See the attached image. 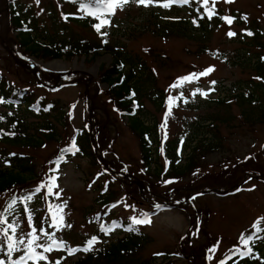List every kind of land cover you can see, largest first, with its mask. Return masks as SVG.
Here are the masks:
<instances>
[{
  "label": "rangeland",
  "instance_id": "rangeland-1",
  "mask_svg": "<svg viewBox=\"0 0 264 264\" xmlns=\"http://www.w3.org/2000/svg\"><path fill=\"white\" fill-rule=\"evenodd\" d=\"M10 1H0V74L6 75L7 80L18 89H30L37 97L57 102L64 113L62 125L56 118L52 119L60 133L57 141L30 149L6 146L0 141V151L31 156L37 171V177L23 186L19 193L17 190L10 191L0 200V209L4 213L15 199V211L7 218L9 222L15 221L19 225L18 235L23 236L32 227H43L49 233L56 232L57 238L66 242L67 249H62L61 253H43L46 260L31 261V264H71L78 261L83 252L71 256L69 248H77L99 235L104 239L102 243H96L95 248L104 243L110 245L123 235L120 231L131 225L143 230L150 242L145 249L138 251L141 262L220 264L221 261L227 263V257L233 255L230 250L234 247L247 251L239 244L241 235H251L253 225L258 220L260 227L264 228V124L243 125L245 121L240 117L242 109L236 104L234 95L254 93L264 106V0H215L214 4L209 0L208 6L202 0H191L189 4L173 3L170 7L161 6L166 0H155L149 6L129 2L122 9H117L114 15L106 16L110 23L102 26L97 33L78 24L80 19L71 18L86 15L72 0H17L19 9H30L40 27L48 29L56 38L67 37L68 31H72L77 38H103L123 47L127 55L145 61L151 78L157 83L156 101L163 98L164 105H159L162 100L157 106L148 98L142 100L145 109L141 116L147 124L158 126L163 142L170 143L183 137L187 140L194 138L193 145H196L204 139L203 136L209 137L210 141L207 142H214L219 140L216 134L220 135L224 147L220 152L207 155L203 168L192 175L171 180L152 176L163 167L162 155L157 154V164L150 169L143 165L139 137L132 133L116 112L115 104L110 103L106 85L99 81L102 66L113 63L111 52L102 51L91 62L85 57L36 60L24 52L18 42L17 31L11 25ZM197 6H200L199 12L204 13L205 17L201 18L195 9ZM209 7L214 12L211 18L207 16ZM225 17L233 22L227 23ZM95 19L94 29L100 22ZM83 23L87 24L88 21ZM174 26H179L186 35H171L179 31H174ZM64 28L69 29L64 31ZM229 32L235 35L229 36ZM43 35L44 30L37 37ZM202 47L207 48L205 53L200 51ZM27 61L33 64L34 72ZM209 67L214 68L209 75L185 82L183 87H171L178 78L201 73ZM59 74L63 76L59 78ZM42 84L48 88L42 87ZM196 89L207 94L197 93L193 96ZM181 93L183 97L176 101L166 126H162L169 108L168 98L179 97ZM231 96L235 100L227 112L234 115V123L229 127L219 124L212 135L205 133L201 126L203 117L217 111L218 100ZM184 100L188 102L184 103ZM17 112L23 113L9 106H0V115ZM24 119L32 127L42 126V120L36 116L28 114ZM5 125L0 119V133ZM78 130L90 131L95 144L102 147L97 151L98 161L93 164L86 155L73 156L60 172L52 174V162L63 149L71 146ZM32 134L35 135L34 131ZM35 137L38 138L37 132ZM188 153V149L183 153L184 160L180 165L186 162ZM101 157L104 162H101ZM106 166H111L117 174L129 175L123 180L125 186L120 184L121 181L115 182L105 172ZM154 166L157 170H154ZM52 176H57L58 185L53 189V194H48L45 188L27 202L32 214V221L29 222L21 197L34 193L41 183L48 182ZM109 181L114 184H109ZM139 186H142V190ZM240 186L243 191L237 196L232 195L231 192ZM108 190L119 192L110 203L117 202L113 204L115 207L111 206L110 213H107L110 204L104 206L97 203ZM205 191L217 192L202 195ZM57 192L59 196L55 195ZM196 193L200 194L191 199ZM162 203L180 205L170 209ZM49 205H63L65 224L71 227H64L60 231L49 227ZM104 212L105 220L98 216ZM113 212L116 219L111 217ZM148 212L152 215L151 223H132L133 217L143 218L142 214ZM110 219H115L120 228L108 233L102 229L109 227ZM259 237L252 243H257L259 256L264 257V232L259 233ZM46 240L42 236L39 243ZM214 246H217V250L212 253L209 250ZM36 250L42 252L40 248ZM21 255H24V251L14 252L10 260L14 261L15 256ZM59 255L66 257L62 258L61 263V257H56ZM246 262L262 264L260 260Z\"/></svg>",
  "mask_w": 264,
  "mask_h": 264
},
{
  "label": "trees",
  "instance_id": "trees-1",
  "mask_svg": "<svg viewBox=\"0 0 264 264\" xmlns=\"http://www.w3.org/2000/svg\"><path fill=\"white\" fill-rule=\"evenodd\" d=\"M1 1V0H0ZM12 15L11 25L17 31V39L20 42L24 52L29 56H33L36 60H58L66 58L73 60L75 57H85L89 62L94 61L100 56L102 51L111 52L113 63L109 66H102L99 81L107 87V93L111 102L115 104V110L122 116L123 120L128 124L133 134L139 137V145L141 146V156L143 165L149 169L153 164H157L158 153H160V133L157 125L147 124L145 119L141 116L145 105L142 100L153 101L157 106L161 100L164 105L163 98L158 99L154 96L156 91V81L151 78L148 72L146 62L137 57H132L124 52L123 47H119L108 42L105 39L92 40L86 38H77L73 32L68 31V36L56 38L55 34L51 35L48 29L40 27L38 19H35L34 13L27 8L23 11L16 9L15 0H11ZM1 9V4H0ZM204 16V14H203ZM88 28L92 24L81 23ZM67 31V28H64ZM167 29V28H166ZM44 30V35L38 38L37 35L41 34ZM168 30V29H167ZM170 33L176 36H185V32L179 26H174V31ZM169 31V30H168ZM206 47L201 48V52L205 53ZM152 74V73H151ZM7 76L0 74V105L9 106L20 110L22 114L6 113L0 115V119L6 125L1 127L0 141L6 146H14L20 148H40L51 141H57L60 138V133L53 124V118L62 125L61 120L64 118L62 107L57 105V102H47L44 98H37L35 93L31 90H21L15 85H12L6 78ZM237 99L236 104L242 109L241 119L249 123L250 126H257L264 124V106L260 104V98L254 93L244 95H234ZM234 96L227 97L223 100L217 101V111L212 115L203 117L204 123L201 125L205 129V133H212L218 130V125L231 126L234 123V115L227 112L231 109V103L234 102ZM26 109L23 111L22 107ZM28 107V108H27ZM33 115L42 120L41 128H35L31 124H27L24 118ZM58 116V118H57ZM210 122V124H208ZM38 138L35 137V135ZM81 134V132H78ZM219 140L210 141L209 137H204L196 145H193L194 138L188 139L182 149L180 147L181 139L172 140L167 143V147L163 154L165 159L170 161L171 171L163 175L164 178H182L184 175H192L193 172L203 168L207 155L212 152H220L224 147L221 142L220 135L216 134ZM185 142V143H186ZM79 149L76 153L86 155L89 157L93 164L96 163L97 158L91 144V136L88 132L83 134L76 145ZM100 147V144H99ZM102 148V147H100ZM189 150L186 162L182 165L183 160L182 151ZM7 151H0V200L4 198L10 191L17 190V193L29 181L37 177V171L34 160L31 156L25 154L12 155L7 158ZM66 155L62 153L59 157ZM70 154L67 155V157ZM66 157V158H67ZM70 158V156H69ZM68 158V159H69ZM13 162V166L5 168L6 163ZM99 165V164H98ZM154 170L157 167L154 166ZM163 167L158 170V173H152V176L161 177ZM147 175V174H146ZM124 179H120V184H123ZM119 193V192H118ZM118 193L110 191L107 195H101L97 200L101 205H107L117 198ZM186 196V195H185ZM184 198V197H183ZM0 213L3 211L0 209ZM134 230H129V229ZM127 228L125 233L120 239H116L110 243L109 246L99 248L96 251H89L84 257H80L78 261L71 264H151L147 260L141 262V254L139 250L145 249L150 243L148 237L141 232L138 228L131 226ZM254 254L250 260H264V257L259 258V250L252 245ZM6 247H4L2 259L5 255ZM5 264H10L8 259L4 258ZM243 258H238L242 262ZM247 264V262H246ZM264 264V263H262Z\"/></svg>",
  "mask_w": 264,
  "mask_h": 264
},
{
  "label": "snow or ice",
  "instance_id": "snow-or-ice-1",
  "mask_svg": "<svg viewBox=\"0 0 264 264\" xmlns=\"http://www.w3.org/2000/svg\"><path fill=\"white\" fill-rule=\"evenodd\" d=\"M72 2L77 3L81 11H83L86 15L94 16L99 19V23L95 25L97 31L104 25H108L110 21L105 18L106 16L114 15L117 9H122L125 5L129 2H137L140 5L149 6L155 2V0H72ZM231 2V0H228ZM173 3H181L187 4L189 0H166L161 6L163 7H170ZM202 3L205 6L209 5V0H202ZM212 3H215V0H212ZM208 17L211 18L214 15L212 8L207 9ZM227 23L231 24L233 21L229 17L224 18ZM229 36L235 35V33L229 32ZM251 35V33H249ZM214 68L209 67L205 71L201 73H191L188 76L178 78L177 82L171 85L172 88L183 87L185 82H192L194 79H198L199 77L207 76ZM213 84L215 81L212 82ZM197 93L202 95H206L207 93L201 92L200 89H196L192 95L195 96ZM183 97V93L180 94L179 97H169L168 98V112L165 116L164 125L167 124V118L171 115L172 107L176 104L178 99ZM187 100H184V103H187ZM79 149L76 147L75 141L73 140L70 148L65 149V152H72L75 154ZM60 159H63L61 157ZM60 160H57V167L59 165ZM57 178L55 176L49 177V181L45 183H41L36 189L35 192L29 195L22 197V201L25 202V211L28 212V220L29 222L32 221V214L31 211L27 207V202H30L33 199V195L35 193L40 192L42 189H47L48 194H53V189L58 187L56 183ZM172 181H168L171 183ZM56 196H59V193H55ZM16 204V200L13 201L8 205L7 209L4 213H0V251L4 249L6 246L7 254L9 259H11V254L14 252H21L24 251V255L19 257V260L12 261V264H27L29 260L31 261H43L46 260L47 257L43 253H49L53 250H60L66 247V242L58 239L56 236V232L49 233L43 227L37 229L36 227H32L31 231L24 234L23 236L17 234V229L19 225L13 221L9 222L8 216L11 215L14 211V205ZM115 207V205H113ZM49 211L51 213V223L49 227L55 228L56 231H60L64 227H71V225H66L64 221L63 215V205H49ZM6 213V214H5ZM143 218H132V223L135 225L140 224H148L151 223L150 215L149 214H142ZM264 219V218H262ZM254 232L251 235H241L239 239V244L244 246L247 251H241L239 247H234L232 251L233 255H239L241 258L244 256H249L252 253V249L248 247L249 243L252 242L254 239L260 238L259 233L264 232V228L260 227V221L258 220L253 225ZM105 232H110L112 229L110 227L102 229ZM134 230V229H129ZM40 234H37V233ZM11 233V234H10ZM46 237L47 240L44 243H39L41 237ZM96 237L91 238L87 241V244L84 248H69V254H74L77 251H91L93 246L97 243ZM20 246H23L21 248ZM37 248L42 249V252H37ZM217 250V246H214L209 251L215 253ZM212 257H209L211 259ZM227 259H232V256H228ZM0 264H5L4 260H0ZM58 264V262H57ZM220 264H226V261H221ZM238 264V262H237Z\"/></svg>",
  "mask_w": 264,
  "mask_h": 264
},
{
  "label": "bare ground",
  "instance_id": "bare-ground-1",
  "mask_svg": "<svg viewBox=\"0 0 264 264\" xmlns=\"http://www.w3.org/2000/svg\"><path fill=\"white\" fill-rule=\"evenodd\" d=\"M48 66H49V65H48ZM50 67L53 68V65H50ZM54 69H56V68H54Z\"/></svg>",
  "mask_w": 264,
  "mask_h": 264
},
{
  "label": "water",
  "instance_id": "water-1",
  "mask_svg": "<svg viewBox=\"0 0 264 264\" xmlns=\"http://www.w3.org/2000/svg\"><path fill=\"white\" fill-rule=\"evenodd\" d=\"M103 160V159H102ZM140 188H141V186H140ZM175 205H173V206H171V207H174Z\"/></svg>",
  "mask_w": 264,
  "mask_h": 264
}]
</instances>
